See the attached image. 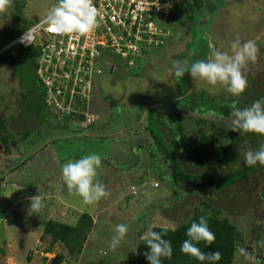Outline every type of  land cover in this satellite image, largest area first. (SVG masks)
Instances as JSON below:
<instances>
[{
	"label": "rangeland",
	"instance_id": "rangeland-1",
	"mask_svg": "<svg viewBox=\"0 0 264 264\" xmlns=\"http://www.w3.org/2000/svg\"><path fill=\"white\" fill-rule=\"evenodd\" d=\"M211 2L215 15L203 8L191 23L181 17V21L187 23L185 27L179 23L166 24L174 37L166 39L164 47L144 55L138 61V72L128 74L118 57L102 59L110 63L114 71L93 78L88 106L89 113L97 116L98 122L85 132L77 130L67 120L59 126H52L49 117L51 125L39 121V114L31 105H36L32 93L41 89L37 83H32V72L21 62L12 67L7 55L0 57V118H9V132L14 139L20 140L18 137L23 133H29L27 141L17 142L9 150H2L0 146V178L4 179L0 195V264H48L56 256L60 261L68 258L60 245L46 253L50 249L49 238L40 240L42 228L49 219L74 225L81 214L93 219V229L82 252L67 263L126 264L135 257L138 233L143 231L142 237L153 228L173 229L186 222L196 210L208 213L211 207L222 210L221 218L227 219L241 233L243 242L233 264H254L255 260L264 264V198L251 203L249 197L264 190V173L250 177L231 193L197 191L186 196L180 191L184 188L178 186L175 196L176 187L167 165L162 162V152L173 148L170 139L177 126L172 125L173 121L183 126L187 136L197 139L202 132L213 135L210 124L231 128L230 117L218 120L211 111L201 117L194 114L188 109L189 103L190 108L194 104L188 96H210L215 103H200L199 108L206 105L218 111L219 116H222L221 104L229 106V111L233 112L235 108L243 109L264 98V0ZM56 3L57 0H12V6L0 14V36L30 28L44 19ZM237 38L242 43L255 41L259 50L255 62H249L244 70L248 86L241 96H232L220 85L194 80L187 72L183 78L174 75V65L188 68L198 60H206L212 49L231 53V44ZM17 53L16 49L9 53L14 61L18 59ZM160 113L161 122L171 120L165 134L158 128ZM150 133L156 138V144ZM227 133L229 136L233 131L230 129ZM234 133L238 137L245 135ZM213 136L218 138V132ZM165 138L170 143L163 141ZM158 142H162L161 147ZM245 143L241 145L246 147ZM254 144L264 145V137L256 138ZM214 149L217 151L218 146ZM91 152L102 157L97 179L105 185L109 195L86 205L74 191H68L61 169L68 160H78ZM27 158L28 162L21 165ZM178 159L188 173L213 178L235 170H223L211 163L204 170H198L188 166L181 155ZM240 163L243 164L242 157ZM18 165L23 168L10 173ZM37 195L44 207L31 211L30 198ZM118 224L128 225L129 230L119 247L111 250L109 243ZM257 236L261 238L258 246ZM258 247L262 248L261 260Z\"/></svg>",
	"mask_w": 264,
	"mask_h": 264
},
{
	"label": "trees",
	"instance_id": "trees-1",
	"mask_svg": "<svg viewBox=\"0 0 264 264\" xmlns=\"http://www.w3.org/2000/svg\"><path fill=\"white\" fill-rule=\"evenodd\" d=\"M205 1L176 0L174 2L172 11L165 18V21L167 22V24L179 23L180 26L185 27L187 23H191L192 20H194L195 16L197 17V15H200V12H202L203 8L210 10L212 13L214 12L215 15L216 10L214 8V5H211L212 0ZM181 17L185 18L187 23L181 21ZM205 23L207 24L208 22ZM187 27H189V25ZM25 30L26 29H22L18 31L17 34L0 36V52L6 45L11 43L17 35L23 33ZM171 36L172 38L174 37L172 32ZM14 49H16L18 52V59L16 61H14V59L9 55V53ZM151 52H146L144 53V55L152 54ZM3 55H7L9 63L12 67H14L17 62H21L23 65H27L29 70L32 72V76L34 78V80L31 78L32 83L35 82L40 86L41 91L32 93V100L35 101L36 105H31V108L36 109V111L38 112L39 115L37 117L39 121L51 125V123L47 120V117H49V119L53 122L52 126H59V124H62L63 120H67L69 123L74 124L77 130L83 132L94 128V124L98 122L97 119L91 125L85 127L84 118H82L81 116H75L73 120H69L70 118L67 117L69 119L63 118L61 121H57L56 118L51 114V111L46 106V94L43 83L37 75V60L40 56L39 49L33 47L23 48L17 45L8 48L6 51L0 54V57ZM139 70L140 66L138 69L135 70L128 69L127 73L133 74L135 71L138 72ZM197 97L194 96L193 98L192 95L188 96V98L193 99L194 103L191 105V108V103H189L188 109L191 110L194 114H197L201 117V115H205L207 112L210 113L211 111L215 116L217 115V118L219 117L218 120H226L228 117H231L232 111H229V106L224 107L221 104L219 109H221L220 113H222V116H219L217 114L219 113L218 111L216 112L210 108H206V105H204L203 109L199 108L201 105L200 103H215L214 99H211L210 96H203V94H200ZM175 112L176 111H174L173 113ZM161 113L163 114L166 112ZM161 113L158 115V117H160V121H158V128H160L161 130L163 129L165 134V130H168V126L169 124H171V120L164 121L168 124L161 122V120H163ZM173 119L174 116H172V121ZM176 122L178 121L172 122V125H177L174 128V131L172 130L173 138L170 139V141L172 142L170 143L168 138H165V140H163L168 141V143L172 144L173 148L171 151L165 150L162 152L164 154L162 162L165 166L167 165L166 168L171 178V181L176 187V189L173 190L175 196L178 195V193L176 192L178 191V186L184 188L180 191H183L182 195L186 196H190L197 191H199L200 193H231L234 188H238V186L244 184L246 180H248L250 177H257L264 173V165H260L259 163H257L255 166H247L244 163H240V153L243 147L241 143L243 141L251 143L252 141L256 140V138H263L264 136L253 133H245L244 136L238 137L234 132L230 133L232 136H227V132L231 128H218V125L215 126L214 124H210L211 132H213V135L215 134V132H218V138H215L213 135L208 136L207 134L202 132L197 139L191 136H187L184 132L183 126ZM201 122L203 121H200V123ZM9 123V118H0V146L2 150H9L12 146L14 147L17 142H25L29 137V133H23V135H21L22 137H18L20 140L14 139L11 133L9 132ZM150 137L156 144V138L152 136V133H150ZM158 143L159 147H161L162 142ZM235 145L238 146L239 149H236ZM215 146H218L217 151H215L214 149ZM179 155L185 158L188 161V166H193L194 169L204 170L206 167H208V163H211L215 167H218L223 170H230L233 168L235 170L233 172L229 171L225 176H221L218 178L208 177L203 174L188 173L185 168L180 165L178 159ZM27 160L28 158L21 165L27 163ZM21 165L12 168L10 170V173H12L13 171L21 170L23 168H21ZM3 181L4 179L0 178V195L2 191L1 186L3 184ZM155 185L158 186L157 183H155ZM249 197L251 199V203H255V200L261 201V199L264 198V190L258 191V193L256 194H250ZM227 204L229 205V202ZM217 206H219V204ZM221 213L222 210L220 211L218 208L214 210V208L212 209V207L210 212L208 213L206 211L196 210L186 222H181L173 229H151V231L161 233L163 238L169 240L173 247V255L171 256V258H162L161 264H202V262L196 260L195 258L187 256L180 251L182 242L187 239L186 232L188 228L193 222L198 223L199 218L201 216L207 217L209 228L214 233L215 240L211 246L206 245L204 242H200L197 246L201 249V251L205 253L218 251L221 254V259L217 261L216 264H233L235 260V254L237 253L239 245L242 244L243 239L241 237V233L236 228V226L230 223L227 219L221 218ZM144 228L145 227H142V229ZM92 229L93 219L86 214H81L74 225H69L59 220H47L43 225L42 236L40 238L41 241H44L46 237L49 238L50 249H48L46 253H50L52 247L60 245L66 251L68 257L66 259L63 258L60 261V257L56 256L48 264H68L67 261H72L70 259L78 256L82 252ZM140 233L137 234L138 242L136 246L135 257L126 264H149V261L146 259L145 256V253H147L149 249L145 241L141 239ZM19 243V246L22 248L23 240L20 239ZM256 243L257 246L261 243L260 236H257ZM258 249V256H262V248L258 247ZM254 264H261V261L258 262V260H255Z\"/></svg>",
	"mask_w": 264,
	"mask_h": 264
},
{
	"label": "clouds",
	"instance_id": "clouds-1",
	"mask_svg": "<svg viewBox=\"0 0 264 264\" xmlns=\"http://www.w3.org/2000/svg\"><path fill=\"white\" fill-rule=\"evenodd\" d=\"M11 6L12 0H0V14L5 13ZM101 15L94 4V0H57V3L49 9L44 23L58 34L84 37L99 27ZM28 29L20 38L21 43L32 44L33 33L32 30ZM258 51L255 41L248 40L242 43L237 38L231 44V53L212 49L206 60H198L188 68L177 64L174 65L172 71L179 78H183L187 72L194 80L204 81L211 86L220 85L227 93L239 97L248 86L244 70L249 62H255ZM230 120L233 132L264 136V98L254 101L250 106L243 109L235 108ZM240 155L242 162L247 166H255L257 163L264 165V147H260L258 150L242 147ZM101 166L102 157L95 152L88 153L75 161L68 160L62 166V178L68 191L70 193L74 191L86 205L95 204L109 195L105 185L97 179V170ZM30 201L31 211H39L44 207L40 195L31 197ZM128 230L126 224L115 226L114 235L109 243L111 250L119 247ZM186 236L187 239L182 242L180 249L183 254L195 258L202 264H216L221 259V254L218 251L205 253L197 246L200 242L211 246L215 240V235L209 228L207 217L201 216L198 223L193 222L188 228ZM141 239L145 241L149 249L145 253L149 264H161L162 258H171L173 255L171 242L163 238L161 233L147 231Z\"/></svg>",
	"mask_w": 264,
	"mask_h": 264
},
{
	"label": "built area",
	"instance_id": "built-area-1",
	"mask_svg": "<svg viewBox=\"0 0 264 264\" xmlns=\"http://www.w3.org/2000/svg\"><path fill=\"white\" fill-rule=\"evenodd\" d=\"M175 1L94 0L102 15L99 27L90 35L58 34L44 23L45 17L28 29L33 33L32 44L20 42L24 32L0 54L17 45L39 49L37 75L44 86L47 108L57 121L81 116L86 127L96 121L88 106L93 78L114 71L102 59L118 57L127 71L138 69L144 53L161 48L172 37L165 18Z\"/></svg>",
	"mask_w": 264,
	"mask_h": 264
},
{
	"label": "crops",
	"instance_id": "crops-1",
	"mask_svg": "<svg viewBox=\"0 0 264 264\" xmlns=\"http://www.w3.org/2000/svg\"><path fill=\"white\" fill-rule=\"evenodd\" d=\"M152 52H155V51H152ZM151 52V53H152ZM94 116V115H93ZM97 120H98V117L97 116H94ZM247 142V141H246ZM255 143V140L252 141L251 143L250 142H247L245 143L246 147L247 148H250V149H253V150H258L260 147H264V145H260V144H254ZM263 258V257H262Z\"/></svg>",
	"mask_w": 264,
	"mask_h": 264
},
{
	"label": "water",
	"instance_id": "water-1",
	"mask_svg": "<svg viewBox=\"0 0 264 264\" xmlns=\"http://www.w3.org/2000/svg\"><path fill=\"white\" fill-rule=\"evenodd\" d=\"M258 259H260L261 260V257L259 256V258Z\"/></svg>",
	"mask_w": 264,
	"mask_h": 264
}]
</instances>
